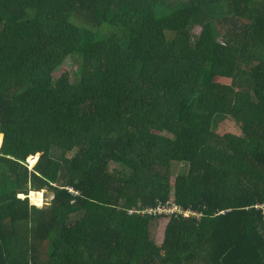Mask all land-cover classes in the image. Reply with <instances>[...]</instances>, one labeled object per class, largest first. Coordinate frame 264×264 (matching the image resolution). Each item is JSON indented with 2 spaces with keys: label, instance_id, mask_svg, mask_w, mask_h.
Here are the masks:
<instances>
[{
  "label": "trees",
  "instance_id": "1",
  "mask_svg": "<svg viewBox=\"0 0 264 264\" xmlns=\"http://www.w3.org/2000/svg\"><path fill=\"white\" fill-rule=\"evenodd\" d=\"M1 135L0 264H264V0H0Z\"/></svg>",
  "mask_w": 264,
  "mask_h": 264
},
{
  "label": "rangeland",
  "instance_id": "2",
  "mask_svg": "<svg viewBox=\"0 0 264 264\" xmlns=\"http://www.w3.org/2000/svg\"><path fill=\"white\" fill-rule=\"evenodd\" d=\"M127 5H130L129 2H127ZM195 33L197 35H200L202 33V27L201 26H198L196 28V31ZM76 70V66H67L65 67L61 72L57 73V76H61L63 73H65L66 71L70 74L74 73V71ZM218 87L220 89V92L222 93H225L226 95H234V93L236 92L235 90L232 89L231 87V80L229 79H221L219 80L218 82ZM233 123H230V122H227L226 125L221 122V121H218V124H217V127H216V130L219 132V133H223V134H226V133H230V128L229 126L232 125ZM1 137L3 138V136L1 135ZM0 137V139H1ZM5 141V136H4V140H3V143ZM1 142V141H0ZM3 146V144H1ZM1 145H0V152L2 150L1 148ZM73 153H70L68 156H72ZM37 156V155H36ZM30 156L29 159H28V162L31 166V168L34 167V165L37 163L39 157L37 156ZM34 161V162H33ZM184 167L182 164H180L179 166L176 167V174L173 175L172 177V184L175 185L176 183V176H177V172H180L181 170H183ZM44 192V197H45V202H44V206L45 204H49L50 201L52 200L53 198V193L50 192L49 190L47 189H44L42 190ZM174 198V196H173ZM32 199V198H31ZM32 202V200H31ZM33 204V202H32ZM43 206V205H42ZM159 226H157V231H156V241L157 242H161L162 239H163V235H164V230H165V227L167 225V222L165 220H161L160 223L158 224Z\"/></svg>",
  "mask_w": 264,
  "mask_h": 264
},
{
  "label": "bare ground",
  "instance_id": "3",
  "mask_svg": "<svg viewBox=\"0 0 264 264\" xmlns=\"http://www.w3.org/2000/svg\"><path fill=\"white\" fill-rule=\"evenodd\" d=\"M3 136V138L1 137V139H0V145L1 144H4L3 143V140H4V136L5 135H2ZM3 146L1 145V148H2ZM38 157H40V154H36ZM36 155H34V156H36ZM34 156H32V157H34ZM36 156V157H37ZM34 162V161H33ZM22 196L23 197H25L26 195L25 194H22ZM30 197L32 198L31 200H32V202H33V204H35V205H37V206H44V202H45V197H44V192L42 191V189L40 190V191H36V190H33V191H31V194H30ZM31 202V203H32ZM46 205V204H45Z\"/></svg>",
  "mask_w": 264,
  "mask_h": 264
},
{
  "label": "built area",
  "instance_id": "4",
  "mask_svg": "<svg viewBox=\"0 0 264 264\" xmlns=\"http://www.w3.org/2000/svg\"><path fill=\"white\" fill-rule=\"evenodd\" d=\"M163 207H168V206H161L158 208V212H162L163 210ZM169 207H172L173 209H170L169 212H172V213H176V212H180V213H183L182 212V209L178 206V205H170Z\"/></svg>",
  "mask_w": 264,
  "mask_h": 264
}]
</instances>
